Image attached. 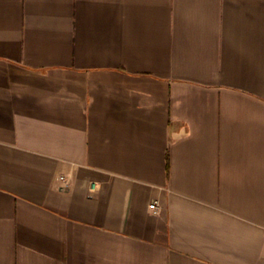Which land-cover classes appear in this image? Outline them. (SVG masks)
<instances>
[{"label": "crops", "instance_id": "0c3cea01", "mask_svg": "<svg viewBox=\"0 0 264 264\" xmlns=\"http://www.w3.org/2000/svg\"><path fill=\"white\" fill-rule=\"evenodd\" d=\"M0 264H264V0H0Z\"/></svg>", "mask_w": 264, "mask_h": 264}, {"label": "built area", "instance_id": "2783aa9c", "mask_svg": "<svg viewBox=\"0 0 264 264\" xmlns=\"http://www.w3.org/2000/svg\"><path fill=\"white\" fill-rule=\"evenodd\" d=\"M149 210L153 215H156L159 210V206L157 202H153L149 205Z\"/></svg>", "mask_w": 264, "mask_h": 264}]
</instances>
